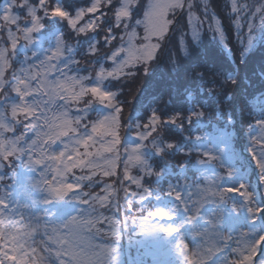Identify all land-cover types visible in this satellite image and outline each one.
<instances>
[{
	"label": "snow or ice",
	"instance_id": "obj_1",
	"mask_svg": "<svg viewBox=\"0 0 264 264\" xmlns=\"http://www.w3.org/2000/svg\"><path fill=\"white\" fill-rule=\"evenodd\" d=\"M0 5V264H120L117 241L129 223L142 233L180 232L184 225L160 223L174 219L170 211L146 208L154 195L146 178L161 173L152 167L145 150L163 154L176 146L174 142L163 147L156 143L165 123L183 127V121L190 125L209 114L196 106L187 116L176 113L162 118L153 110L146 122L127 124L119 93L90 81L129 79L141 66L146 75L165 44L171 46L173 35L180 53L187 55L189 41L199 46L206 26L212 39L218 40L234 61L237 56L239 60L234 72L225 75L215 70L210 78H218L221 87L231 85L226 88L235 89L239 68L256 43L257 29L264 30V0H224L221 5L226 15L234 14L231 39L236 52L210 0H93L74 14L57 0H3ZM138 10L143 11V19L135 18ZM182 15L184 22L179 19ZM109 16L113 26L102 37L107 50L101 51L99 41L93 43L87 52L88 61L75 58L72 45L63 36L47 51L37 40L45 18L65 20L77 37H85L100 30ZM140 25L144 28L142 36L136 30ZM172 53L173 63H177L175 47ZM97 54L107 55L114 66L90 63ZM82 61L90 68L87 74L80 72ZM209 92L218 95L217 85ZM232 94L229 91L228 97ZM97 102L111 111L93 120L89 109ZM244 102L258 113L247 126L248 152L264 183V93L258 92ZM229 113L230 109L221 110L214 117L223 121L224 133L231 131L234 123ZM126 135L136 143L126 144ZM226 139L217 133L219 142ZM196 154L201 165L220 159L213 148ZM121 161L117 185L105 178L117 177ZM77 169L80 174L74 171ZM133 170L140 174L134 175ZM233 175L231 168L226 175L205 172L198 182L186 179L183 189L170 188L168 194L190 212L189 223L201 216L205 206L223 204L236 193L243 198L253 225L233 236L221 231L222 214L210 215L207 224L194 233L199 238L195 249L181 237L178 248L185 264H264V226L259 230L255 227L264 219V206L255 203L245 183L223 187L224 177ZM6 176L11 184L4 183ZM97 187L99 191H94ZM121 192L125 201L123 223L116 215ZM68 201L76 202L75 208L60 211L58 205ZM136 202L146 215L131 217Z\"/></svg>",
	"mask_w": 264,
	"mask_h": 264
},
{
	"label": "trees",
	"instance_id": "obj_2",
	"mask_svg": "<svg viewBox=\"0 0 264 264\" xmlns=\"http://www.w3.org/2000/svg\"><path fill=\"white\" fill-rule=\"evenodd\" d=\"M72 13L78 6L86 5L91 0H57ZM145 3V0H142ZM224 0H210L212 8L219 14L218 17L222 21L225 31L229 37V43H232L233 52L237 51L236 44L232 42L233 36V24L234 14L232 16L226 15L225 11L221 10V5ZM199 7V6H198ZM101 11H107L102 9ZM143 11H137L136 19L142 15ZM199 14V13H198ZM110 15V13H109ZM181 22H184L185 17L182 15ZM113 19L111 16L105 18L100 30L95 33H90L85 37H77L71 30L67 21L60 18H45L43 20V30L50 32L54 28H60V33L63 38L72 45L73 55L80 60L88 61L87 48L93 43L99 41V47L101 51H106L102 37L105 35V30L113 26ZM185 27L187 24L185 23ZM117 32L120 30L117 29ZM119 34H123L120 32ZM47 44L54 42V35L50 40L46 41ZM189 49L187 55L180 53L177 46V37L173 35L171 37V46H164L156 59L152 61L148 73L145 75L143 72V66L137 68L136 75L129 79L113 80L112 83L115 89L119 93L118 99L124 105L123 119H127V124H136L146 122L153 110L157 111L162 118H169L176 113H183L185 116L192 111L196 110V106L207 111L208 118L203 120L204 126H197L193 129L192 124H188L183 121V127L179 124L165 123L159 134L156 137V143L160 146H164L169 142H174L175 147L170 150H165L163 154H158L154 149H151L148 155H150L153 161L154 169L159 172H165V164L170 163L173 167L175 174H166L164 179L157 181L156 177L146 178L153 188L154 194L164 195L169 191L170 183H178L181 180H188L191 182H198V178L202 175V172L195 170V165L198 161L197 154L199 152L196 146L201 140L188 139L189 136L196 137L202 136L206 138L207 128L211 130L213 128L212 123H219L220 127L223 125V121L214 119L217 117L221 110L230 109V116L233 120L231 131H229L230 140L232 146L236 147L238 143H241L246 149L248 148V135L247 126L252 122L254 116L258 113L249 108L248 104L244 101L248 97L254 96L256 93H264V30L257 29L256 43L250 55H248L245 63L239 68V82L235 89L225 88L222 93L214 96L209 92L214 85H219L220 80L218 78H210L211 74L215 70L223 72L225 75L235 71L234 65L239 62L238 56L234 61L232 54L225 51L223 46L218 40L212 39V34L205 31L202 35V42L199 46L194 45L189 41ZM175 47L177 63H173L172 48ZM107 58V55H99L92 58L90 63H94L97 66L102 64V61ZM109 64L108 58L105 61ZM16 67V65H13ZM81 69L82 73H87L90 68L87 64H83ZM203 72L204 75H197V72ZM229 91H232V96L228 97ZM169 98L171 103H168ZM219 104V108H218ZM134 108H138L140 113L135 116L132 113ZM99 114V113H98ZM97 112L89 114L90 119H97ZM194 122V121H193ZM192 122V123H193ZM234 132H238L240 135L234 136ZM123 130L121 131V135ZM203 140V139H202ZM198 148V147H197ZM192 151L193 155H187L186 152ZM233 154V165L239 170H248V164L238 156L234 148L231 149ZM122 161L116 169L117 177L105 178L109 182H114L118 185V177L122 173ZM187 166V169L183 172H179L182 166ZM6 173L10 174V170L5 169ZM133 174H139L136 170H133ZM251 180L254 183L252 176ZM5 184H11L12 181L7 178L4 181ZM147 186V184H146ZM133 190L135 186H132ZM87 190V189H85ZM99 191V187L93 189ZM159 197V196H158ZM119 209L117 212V218L122 222L125 214V201L123 193H120L119 197ZM156 198L151 200L150 204L146 203L147 209H152L155 206ZM122 204V206H121ZM146 211H142L139 202H136L131 210V217L139 218L141 215H146ZM111 215V213H107ZM130 224V223H129ZM105 227V225H100ZM130 229V227H128ZM131 238H135L134 231L131 229L128 233ZM132 247L131 253L135 254L138 244L135 239H131ZM119 244L118 250L120 251L121 240L117 241ZM120 264H125L123 257L119 253ZM134 264H146L144 262L134 261Z\"/></svg>",
	"mask_w": 264,
	"mask_h": 264
},
{
	"label": "rangeland",
	"instance_id": "obj_3",
	"mask_svg": "<svg viewBox=\"0 0 264 264\" xmlns=\"http://www.w3.org/2000/svg\"><path fill=\"white\" fill-rule=\"evenodd\" d=\"M2 2H3V0H0V3H2ZM92 2H93V0H91L86 5L78 6L73 11V14L79 8L90 6V4ZM147 2H148V0H145V3H147ZM238 2H239V0H238ZM0 6H2V5H0ZM169 18H171V14H170ZM86 19H87V17H86ZM137 19H143V13ZM136 30L140 34V36L143 35V33H144L143 25L138 26ZM41 31H42V29H41ZM60 31L61 30L55 32L54 42L51 44H46V42H45L46 40H44L43 38H39V37H42L41 36L42 34H40V33L36 34L38 42H40V44L42 45V47L44 48L45 51H47L49 48H52L55 46L56 42L62 36ZM137 43L139 44L140 41L137 40ZM167 45L168 44H165L166 47H167ZM88 49L89 48H87V51H88ZM20 52L23 53V49H20ZM21 59H22V56H21ZM106 59L102 61V65H104L105 67H108V68H111L112 66H114L113 62L110 59H108L109 64H107L105 62ZM81 69H83L82 65L80 67V72H81ZM87 73L81 72V74H87ZM112 81L113 80H107V81L93 80V81H90V83H100L105 88V90L117 92ZM110 111H111V109H109L107 106L102 105V104L97 102V103L92 104L91 108L89 109V114H91L93 112H97V115H95V116H97V119H98V118L103 117L104 115H107ZM207 132L209 134L206 133V138L200 141V143L196 146V149H198L199 151H206L209 148H213L217 151V154L220 156V159L216 162L209 161V163H208V165L216 164L217 165L216 170L214 169V170L209 171V172L204 170L203 173L207 172L209 174H216V175L224 174V175H226L227 169H229V168L233 169L234 175L232 177L225 176L223 181H222V186L223 187H230V186H237L240 183H245L248 186V190L254 194L255 203L257 205L261 206L260 200L258 198L259 197L258 194H260L259 193L260 192L259 185L254 184L251 181L249 171H241V170L237 169L236 167H234V165H233L234 160H233V154L231 152L232 141L230 140V137H227V134L220 130L219 132L221 133V135H224L227 137L226 141L224 143H221L217 140V137L215 138L214 136H212L210 134L209 131H207ZM126 139L130 140L126 144L136 143L134 138L133 139L125 138V140ZM209 141H211V142H209ZM59 147H62V146H59ZM221 149H223V151H221ZM150 152H152V150L150 148L146 149L145 150V156L149 160L152 167L154 168L153 161L151 160L150 155H148ZM197 163H199V160ZM206 165H204V167H206ZM74 171H76L77 174H80L78 169L74 170ZM163 173H165V172H163ZM139 174H134V175H139ZM69 179H71V177ZM21 181L23 182V176L21 177ZM171 187H176L178 189H182V184L181 183L180 184L170 183L169 184V191H170ZM262 189L264 190V187ZM160 196L161 195H159V199H156L155 206L151 210H155V208H157V207H162L165 210L170 211L171 214L174 216L173 220L168 221L167 219H165L163 221H160V223L164 224L165 226H167L168 224H171V225L177 226V227H179L180 225H184V226L181 228V230L178 234H176V233L168 234L162 230H156V231L151 232V233H142L139 230V228L137 227L138 229L136 231H134L135 238H131V236L128 234L125 244L123 242H121L122 246H125V247H124V250L120 249V251L118 252V255H119V253L121 254V256L124 259L125 264H134L135 260L138 262H144L146 264H185L184 257L178 248V244H179L181 237H183V239L185 240V243H187L189 245L190 249L191 248L195 249L199 243V238L194 235L195 231L201 230L207 224V220L210 217V215H212L214 213L222 214L221 223H220L219 227H220L221 231H223L225 234H231L233 236H238L240 234V232L248 231L249 229L253 228V225L250 222L249 214L246 211L244 200L240 199V198L238 199L236 197H232L231 194H230V198L227 202H224L223 204H215L213 209H211V211H209L208 213H202L201 214L202 221L196 222L197 221L196 220V221L191 222V223L188 222V216L190 215V212H188L187 217L183 221H179V219L177 218V212L182 210L184 208V206L182 204H180V202L177 201L175 199V197L173 200H171V199L166 200V199H163L162 196L161 197ZM21 198L23 199V197H21ZM67 204L68 205L66 206V202H61V204L58 205V209L60 211H72L75 208V206H73L74 201H71V202L68 201ZM62 206H65V208L62 209ZM121 206H122V204H121ZM233 206H235V207H233ZM118 212L120 213V211H118ZM234 212L239 213L241 217L236 221V227L230 230V229L225 228V226L223 224V218L226 216L227 217L230 216ZM243 213H245L246 216H245V218L242 219ZM261 226H263L262 219L257 222L255 227L257 228V230H259ZM132 227H134V225H132ZM187 227H190L189 231H186ZM121 239L123 241V234H122ZM131 239H132V242H133V239H135L137 244H138V248L136 249L134 255H132V253H131V247H132ZM117 246H119V244Z\"/></svg>",
	"mask_w": 264,
	"mask_h": 264
},
{
	"label": "clouds",
	"instance_id": "obj_4",
	"mask_svg": "<svg viewBox=\"0 0 264 264\" xmlns=\"http://www.w3.org/2000/svg\"><path fill=\"white\" fill-rule=\"evenodd\" d=\"M226 87H232L231 85H225L224 87H221L220 85H217V92L222 93Z\"/></svg>",
	"mask_w": 264,
	"mask_h": 264
}]
</instances>
